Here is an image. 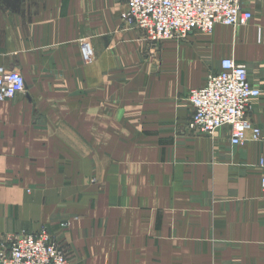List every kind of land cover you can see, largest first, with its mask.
<instances>
[{
	"label": "crops",
	"instance_id": "obj_1",
	"mask_svg": "<svg viewBox=\"0 0 264 264\" xmlns=\"http://www.w3.org/2000/svg\"><path fill=\"white\" fill-rule=\"evenodd\" d=\"M243 7L247 26L153 48L125 0H0V67L26 84L0 102V250L47 228L71 264H264V145L188 128L232 58L264 134V0Z\"/></svg>",
	"mask_w": 264,
	"mask_h": 264
},
{
	"label": "built area",
	"instance_id": "obj_2",
	"mask_svg": "<svg viewBox=\"0 0 264 264\" xmlns=\"http://www.w3.org/2000/svg\"><path fill=\"white\" fill-rule=\"evenodd\" d=\"M125 3L127 10L122 20L141 32L153 48L164 41L185 40L193 32L210 35L217 25L238 28L253 20V13L243 7V0H125ZM83 55L85 60L92 55L88 44L83 46ZM25 88L20 72L0 67V102L14 100ZM261 93L250 81L245 64L225 58L220 70L211 72L203 87L190 92L193 111L188 128L209 137L228 128L233 146L249 139L264 145V134L250 116L251 102ZM258 166L263 173L264 189V149ZM10 242L8 250H0V264H71L67 252L47 228L36 233L23 232Z\"/></svg>",
	"mask_w": 264,
	"mask_h": 264
},
{
	"label": "rangeland",
	"instance_id": "obj_3",
	"mask_svg": "<svg viewBox=\"0 0 264 264\" xmlns=\"http://www.w3.org/2000/svg\"><path fill=\"white\" fill-rule=\"evenodd\" d=\"M62 224H67V226H68L69 223H68V222H63V223H61V225H62ZM67 226H65V227H64V226H61V228H62V229H65V228H67Z\"/></svg>",
	"mask_w": 264,
	"mask_h": 264
}]
</instances>
